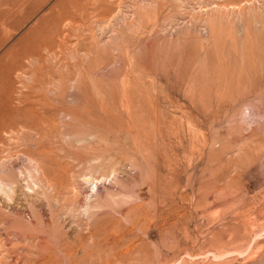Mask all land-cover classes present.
I'll return each mask as SVG.
<instances>
[{
    "label": "rangeland",
    "instance_id": "rangeland-1",
    "mask_svg": "<svg viewBox=\"0 0 264 264\" xmlns=\"http://www.w3.org/2000/svg\"><path fill=\"white\" fill-rule=\"evenodd\" d=\"M0 180V264H264V0H0Z\"/></svg>",
    "mask_w": 264,
    "mask_h": 264
},
{
    "label": "bare ground",
    "instance_id": "bare-ground-1",
    "mask_svg": "<svg viewBox=\"0 0 264 264\" xmlns=\"http://www.w3.org/2000/svg\"><path fill=\"white\" fill-rule=\"evenodd\" d=\"M11 183L5 182L4 180H0V192H5V190H10ZM17 187V186H16Z\"/></svg>",
    "mask_w": 264,
    "mask_h": 264
}]
</instances>
